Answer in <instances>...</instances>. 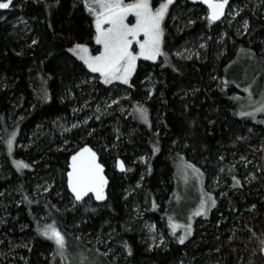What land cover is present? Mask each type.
<instances>
[{"label": "trees", "instance_id": "16d2710c", "mask_svg": "<svg viewBox=\"0 0 264 264\" xmlns=\"http://www.w3.org/2000/svg\"><path fill=\"white\" fill-rule=\"evenodd\" d=\"M230 9L209 26L202 5L176 0L165 28L169 66L163 57L141 61L133 88L92 79L68 51L95 47L81 0H14L0 10V264H264L249 232L264 233V123L238 115L246 86L256 99L264 90V2L234 0ZM136 104L151 127L130 115ZM13 131L10 157L4 138ZM86 145L106 167L108 200L74 208L69 159ZM120 158L131 171L117 172ZM20 160L30 169L18 171ZM181 161L201 170L203 191L217 202L208 217H192L183 245L168 224H187L194 210L176 204ZM53 221L66 234L63 260L37 232Z\"/></svg>", "mask_w": 264, "mask_h": 264}, {"label": "snow or ice", "instance_id": "6c2138e0", "mask_svg": "<svg viewBox=\"0 0 264 264\" xmlns=\"http://www.w3.org/2000/svg\"><path fill=\"white\" fill-rule=\"evenodd\" d=\"M81 2L85 11L93 18L94 34L92 35V40L95 45L99 46L96 49L99 54L92 55L90 49L80 43L70 47L68 51L72 56L82 61L89 73L97 74L102 84L112 85L119 83L127 85L128 88H133L134 84L132 81L137 72L138 61L140 60L156 63L160 57H163V63L165 66H169V56L164 51L165 21L170 16L169 10L176 3V0H161L158 6L153 4V0H131L128 3L125 0H81ZM191 3L206 5L208 11L205 19L209 26L220 21L225 16L226 8H229L231 11L230 0H191ZM13 7L14 0H0V10H10ZM239 14V11L234 13V15ZM129 17H134V22L130 21ZM189 23H195V21L190 20ZM248 27V22L244 21V29L247 30ZM32 43L36 44L37 41L33 40ZM199 47L204 49L206 48V44L201 43ZM242 51L244 50L242 49ZM176 55L181 58H192L191 54L184 57L183 53L177 52ZM250 55L254 57V54ZM173 70L177 71L178 69L174 68ZM224 83H228V81L225 80ZM243 91L247 93V103L241 105L238 113L239 117L241 119L250 118L257 123H264V120H256L258 115H264V90L259 93V99H256V94L253 93L251 85L246 86ZM151 94L153 93L150 91L149 98ZM43 98L45 100L48 99L46 91ZM125 99L131 101L130 97H125ZM233 99L239 100L240 98L234 97ZM112 103L116 104L118 101L113 100ZM108 106L111 107L112 105ZM97 111H99V108ZM130 115H133L134 118H138L144 124L151 127L148 109L143 105L136 104ZM77 126V124H73L72 129L77 128ZM72 129L64 128V131L67 132ZM16 135L17 133L13 131L4 138L8 156L10 157L17 143ZM159 151V147L153 148V152ZM261 151H264V149H261ZM14 166L21 172L31 167L22 160L14 161ZM68 167L70 171L67 172V188L74 198V208L77 205L87 206V202L93 198L97 202L108 200L106 189L109 181L105 176V167L99 161L98 154L93 148L89 146L79 148L71 156ZM116 168L121 173L131 171V169L126 168L125 162L121 160L116 161ZM179 171L186 184L189 180V174L194 176L196 180L202 182L203 173L193 164L181 161ZM240 185V180L233 176L232 187L237 188ZM137 186L139 187V185ZM2 195L4 193L0 192V196ZM24 198L27 199V197ZM216 205L215 198L202 193L199 206L193 211L192 216L207 217L210 209L215 208ZM155 207L156 205L153 203V208ZM87 210L95 212L94 208H87ZM192 216L187 218V224L174 223L169 218L170 235L180 245L185 244L186 239L192 234ZM181 229H183L184 234L177 237V232ZM150 231L155 232L154 226H150ZM37 232L40 236L54 244V257L59 256L61 260L66 258V234L62 233L55 221L52 223H44L43 225L38 223ZM249 232L251 233V238L257 240L259 254L264 256V233L257 237L251 229H249ZM78 239L80 238L78 237ZM153 240H155V237H153ZM0 243H3V241H0ZM98 243L102 242L98 240ZM163 243L164 240L161 239L160 244ZM124 247L127 254L131 256L132 249L127 244ZM97 251L99 252V250ZM109 254L110 251L99 253V255L104 257H107ZM255 254L256 252H253V255Z\"/></svg>", "mask_w": 264, "mask_h": 264}, {"label": "rangeland", "instance_id": "374dc122", "mask_svg": "<svg viewBox=\"0 0 264 264\" xmlns=\"http://www.w3.org/2000/svg\"><path fill=\"white\" fill-rule=\"evenodd\" d=\"M125 2L128 3V2H131V0H125ZM167 19L168 18H166L165 24L167 22ZM129 20L132 21V22H134V17H129ZM93 26H94V24H93ZM86 46L90 49V52H91L92 55L99 54L96 51V49L99 46H97V45H95V47H92L90 45H86ZM141 61H144V60L138 61V66H139V64H140ZM148 62H151V61H148ZM137 69H138V67H137ZM93 75H95V77H93L92 79H95V80L99 79L97 74H93ZM118 85H122V84L114 83L112 85H107V86H113V87H115V86H118ZM177 168H178L177 170H178V175H179V179H180L179 180L180 181V188H179V191L176 194V204H177V206L180 205V208H181L182 205H184L185 203H187V204L190 203V204L194 205L192 207V209L194 208L193 211H195V208H197L199 206V200L201 198L202 193L207 194V195H211L213 198H215L213 194H211V193L210 194L209 193H205L203 191L205 189L202 188V185H203L202 182L196 180V178L194 176H192L191 174H189V180H188V183L186 184L185 181L183 180V178L181 177V174H180V171H179L180 166H178ZM213 209L214 208L210 209V211L207 214V217L209 216V214L211 213V211ZM192 217H200V216H192ZM201 217H204V216H201Z\"/></svg>", "mask_w": 264, "mask_h": 264}, {"label": "water", "instance_id": "95a60500", "mask_svg": "<svg viewBox=\"0 0 264 264\" xmlns=\"http://www.w3.org/2000/svg\"><path fill=\"white\" fill-rule=\"evenodd\" d=\"M234 2V0H230V7H231V5H232V3ZM199 4V3H198ZM200 5H202L206 10H207V7H206V5H203V4H200ZM208 11V10H207ZM228 11H229V8H226V10H225V16L221 19V20H223L226 16H227V14H228ZM220 20V21H221ZM217 22H219V21H217ZM86 146H89V145H86ZM89 147H91V146H89ZM92 148V147H91ZM93 150L94 151H96L94 148H93ZM97 152V151H96ZM75 154V153H74ZM97 154H98V157H99V161L101 162V159H100V155H99V153L97 152ZM118 160H121V161H123V159H118ZM70 161H71V157H70V159H69V164H70ZM102 163V162H101ZM103 164V163H102ZM104 165V164H103ZM126 165V164H125ZM104 167H105V165H104ZM116 170H117V172L118 173H121L117 168H116ZM68 171H70V168L68 167ZM105 176H106V178L108 179V181H109V183H108V186H107V189H106V192H107V194H108V189H109V185H110V179H109V177H108V175H107V173H106V167H105ZM69 191V190H68ZM69 193L71 194V192L69 191ZM72 196V195H71ZM74 199V198H73ZM94 199V198H93ZM94 201H95V199H94ZM107 201V200H106ZM106 201H104V202H97V201H95L96 203H99V204H102V203H105Z\"/></svg>", "mask_w": 264, "mask_h": 264}]
</instances>
